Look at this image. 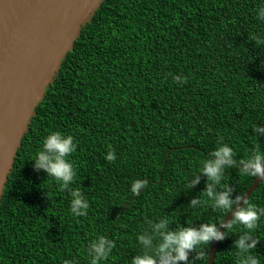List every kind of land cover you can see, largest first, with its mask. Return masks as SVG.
Returning a JSON list of instances; mask_svg holds the SVG:
<instances>
[{"label": "trees", "instance_id": "1", "mask_svg": "<svg viewBox=\"0 0 264 264\" xmlns=\"http://www.w3.org/2000/svg\"><path fill=\"white\" fill-rule=\"evenodd\" d=\"M262 3L104 0L17 151L0 202V264H90L88 245L98 237L113 247L97 264H130L132 256L152 251L137 239L151 233L150 222L166 218L168 230L209 220L220 226L231 210L191 205L206 190L207 176L185 184L218 140L233 147L237 160L264 152V137L253 132L264 123V44L250 39L264 36L257 18ZM52 131L77 144L68 157L76 168L70 187L89 203L84 216L71 214L70 189L34 167ZM109 151L114 160L106 159ZM255 179L226 169L230 198L239 202ZM137 180L146 184L134 195ZM247 201L264 207V179ZM242 231L225 229L214 264H238ZM251 235L258 239L252 254L264 264V217ZM211 244L194 247L179 264H208Z\"/></svg>", "mask_w": 264, "mask_h": 264}, {"label": "water", "instance_id": "2", "mask_svg": "<svg viewBox=\"0 0 264 264\" xmlns=\"http://www.w3.org/2000/svg\"><path fill=\"white\" fill-rule=\"evenodd\" d=\"M104 0H0V202L36 107ZM256 177L224 224L261 182ZM226 227L219 226L224 232ZM212 241L208 264H214Z\"/></svg>", "mask_w": 264, "mask_h": 264}, {"label": "clouds", "instance_id": "3", "mask_svg": "<svg viewBox=\"0 0 264 264\" xmlns=\"http://www.w3.org/2000/svg\"><path fill=\"white\" fill-rule=\"evenodd\" d=\"M257 18L264 20V3L259 7ZM250 39H255L257 45L264 44V36L250 35ZM172 79L181 82L180 75H174ZM254 134L264 137V123L257 124L253 128ZM222 139V138H221ZM77 144L74 137L61 131H52L43 138L42 148L38 150L33 159L34 167L43 169L54 178L60 189H70L69 210L74 216H84L89 207L88 201L84 198L78 188H71L76 176L74 163L68 157L76 151ZM236 153L232 146L227 143L217 141V147L213 149L207 158L199 161L198 170L186 180V187L199 182L200 175L207 176L206 190L201 196L191 201L192 206L205 205L212 207L216 212H229L238 203V198H230L231 188L225 183V172L229 168H239L240 173L246 176L261 177L264 179V152L255 151L247 159H236ZM106 159H115V154L109 151ZM146 181H134L130 190L134 195L139 191ZM225 190L217 191V187ZM206 198V199H204ZM264 217V207L245 201L233 215V218L224 224V220L218 219L221 225L227 230L233 231L234 226L240 225L245 231L235 241L236 250L239 255L238 264H259V258L252 254L258 239L251 235L252 230L257 227L258 221ZM168 220L162 218L155 222H150L151 233H141L137 239L144 249H152L141 254L132 256L130 264H179L180 261L188 259V253L194 247L207 245L216 239H224L226 232L219 230V225L215 221L209 220L200 225L199 228L191 226H178L175 230H168ZM237 232V231H235ZM154 239L156 240L154 247ZM246 241H249L246 243ZM113 247L110 240L105 237H98L88 245L90 264H97L102 259L108 249ZM154 253V254H153Z\"/></svg>", "mask_w": 264, "mask_h": 264}]
</instances>
